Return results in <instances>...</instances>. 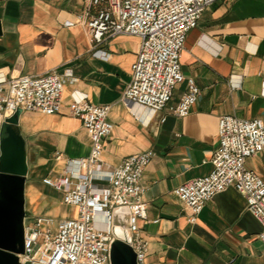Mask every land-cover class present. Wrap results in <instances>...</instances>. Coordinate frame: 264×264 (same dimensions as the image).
Here are the masks:
<instances>
[{"label":"crops","instance_id":"crops-1","mask_svg":"<svg viewBox=\"0 0 264 264\" xmlns=\"http://www.w3.org/2000/svg\"><path fill=\"white\" fill-rule=\"evenodd\" d=\"M88 3L0 0V77L50 71L72 75L65 78L59 113L19 115L17 129L28 165L25 210L29 200L36 204L30 217L74 215L64 209L62 193L48 199L31 181L42 183L43 177L63 169L64 161L56 160L58 153L64 158L89 154L90 139L81 121L68 111L73 96L84 94L93 104L110 105L113 131L102 154L107 165L117 166L148 149L155 152L142 176L147 219L138 224L149 243L144 264H264V245L258 239L261 225L241 193L228 187L215 195L195 224L187 221L185 208L173 193L180 184L212 170L221 115L264 122V0H222L209 6L188 32L180 57L182 73L200 89L196 103L182 118L167 109L156 115L139 109L140 121L121 102L140 39L116 35L92 45L85 27L76 22ZM184 89V83L176 88L172 105ZM246 167L264 179V152L248 158Z\"/></svg>","mask_w":264,"mask_h":264},{"label":"built area","instance_id":"built-area-1","mask_svg":"<svg viewBox=\"0 0 264 264\" xmlns=\"http://www.w3.org/2000/svg\"><path fill=\"white\" fill-rule=\"evenodd\" d=\"M218 1L222 0H89L84 14L77 17L94 46L116 35L140 39L131 80L121 98L135 120L140 121L139 109L150 115L166 109L180 118L189 114L200 89L193 78L182 73L181 53L188 32ZM71 76L69 72L50 71L41 76L0 77V156L5 120L18 109L59 113L65 78ZM182 83L185 89L172 105L174 91ZM68 111L81 121L90 139L89 154L64 158L58 153L56 160L64 161L63 169L43 177L42 183L62 193V203L73 207L75 213L59 218L55 227L51 216L25 217L24 250L18 254V264H111L114 218L120 210L129 217L136 263L144 264L149 243L138 224L147 219L142 176L155 152L148 149L127 156L117 166L107 165L102 154L113 131L108 118L110 105L93 104L86 95L77 94ZM217 133V147L210 159L212 170L180 184L173 193L183 204L187 221L195 224L208 201L233 187L260 223L258 239L264 245V179L246 167L248 158L264 152V122L221 115Z\"/></svg>","mask_w":264,"mask_h":264},{"label":"water","instance_id":"water-1","mask_svg":"<svg viewBox=\"0 0 264 264\" xmlns=\"http://www.w3.org/2000/svg\"><path fill=\"white\" fill-rule=\"evenodd\" d=\"M21 110L4 122L0 156V264H18L24 250L25 183L28 172L24 139L17 125ZM120 210L114 218L122 233L113 241L111 264H137L131 248L129 217Z\"/></svg>","mask_w":264,"mask_h":264},{"label":"rangeland","instance_id":"rangeland-1","mask_svg":"<svg viewBox=\"0 0 264 264\" xmlns=\"http://www.w3.org/2000/svg\"><path fill=\"white\" fill-rule=\"evenodd\" d=\"M3 135H4V130H3ZM34 160L36 161V159H29V162L34 163ZM31 183L33 184L34 187H36L41 193L45 194L47 196L48 199H52V198H58L60 197V192H57L51 188H49L48 186H45L43 183H41L38 179L31 181ZM29 198V195L26 194V199ZM36 204L31 205L29 200H27V204H26V216L27 218H29L32 214V211L34 210ZM64 209L67 210L69 212V214H72L74 211L73 207L64 205ZM54 219V223H53V227H55L58 218H53Z\"/></svg>","mask_w":264,"mask_h":264},{"label":"bare ground","instance_id":"bare-ground-1","mask_svg":"<svg viewBox=\"0 0 264 264\" xmlns=\"http://www.w3.org/2000/svg\"><path fill=\"white\" fill-rule=\"evenodd\" d=\"M115 233H116L117 236H120L121 233H122V228L119 227V226H117V227L115 228Z\"/></svg>","mask_w":264,"mask_h":264}]
</instances>
